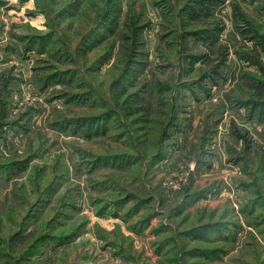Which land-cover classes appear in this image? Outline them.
<instances>
[{
  "label": "rangeland",
  "instance_id": "1",
  "mask_svg": "<svg viewBox=\"0 0 264 264\" xmlns=\"http://www.w3.org/2000/svg\"><path fill=\"white\" fill-rule=\"evenodd\" d=\"M264 0H0V264H264Z\"/></svg>",
  "mask_w": 264,
  "mask_h": 264
},
{
  "label": "trees",
  "instance_id": "2",
  "mask_svg": "<svg viewBox=\"0 0 264 264\" xmlns=\"http://www.w3.org/2000/svg\"><path fill=\"white\" fill-rule=\"evenodd\" d=\"M261 84L260 89H259V96L257 98H252V100L249 101H245L242 99H238L236 100L239 105H249L250 112L252 114H250L251 116L254 115L255 109L258 108L259 109V113L261 115V119L264 120V82L260 81L259 82Z\"/></svg>",
  "mask_w": 264,
  "mask_h": 264
}]
</instances>
